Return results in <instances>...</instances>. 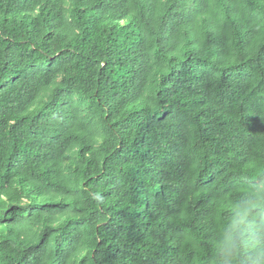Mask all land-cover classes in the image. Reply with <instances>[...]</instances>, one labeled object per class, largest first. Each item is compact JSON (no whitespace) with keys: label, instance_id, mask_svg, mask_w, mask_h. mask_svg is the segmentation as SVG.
<instances>
[{"label":"trees","instance_id":"trees-1","mask_svg":"<svg viewBox=\"0 0 264 264\" xmlns=\"http://www.w3.org/2000/svg\"><path fill=\"white\" fill-rule=\"evenodd\" d=\"M0 264H264V0H0Z\"/></svg>","mask_w":264,"mask_h":264}]
</instances>
